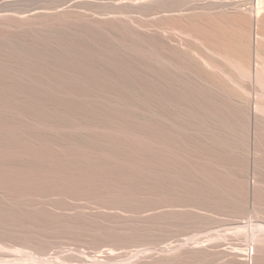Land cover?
I'll return each mask as SVG.
<instances>
[{"label":"rangeland","instance_id":"1","mask_svg":"<svg viewBox=\"0 0 264 264\" xmlns=\"http://www.w3.org/2000/svg\"><path fill=\"white\" fill-rule=\"evenodd\" d=\"M115 2L0 0V16L54 18L72 8L96 16ZM99 38L79 22L0 26V264L102 263L110 245L111 264L133 255L156 264H264L255 221L240 203L243 127L213 122L209 142L174 136L166 171L149 173L129 143L116 147L98 127L131 113L99 105L97 90L110 87L89 54ZM93 215L161 223L115 237L74 226ZM168 250L179 254L170 260Z\"/></svg>","mask_w":264,"mask_h":264},{"label":"bare ground","instance_id":"2","mask_svg":"<svg viewBox=\"0 0 264 264\" xmlns=\"http://www.w3.org/2000/svg\"><path fill=\"white\" fill-rule=\"evenodd\" d=\"M115 1L113 9L96 16L72 8L54 18L0 16V26L79 22L88 35L99 34V49H89V54L101 60L100 72L110 84L97 90L102 94L99 105L131 113L115 117L112 126L102 122L98 127L116 147L129 143V153L143 157L141 166L151 174L166 171L162 160L174 157L169 151L174 136L209 142L213 122L230 126L236 121L245 131L246 145L240 203L255 221L257 246L264 247V0ZM218 137L216 133L212 140ZM94 218L74 226L87 234L115 237L136 227L150 232L161 223L148 217L134 225L121 217ZM109 247L101 253L104 264L113 260L114 247ZM166 253L172 260L179 251ZM125 262L157 263L134 255Z\"/></svg>","mask_w":264,"mask_h":264}]
</instances>
